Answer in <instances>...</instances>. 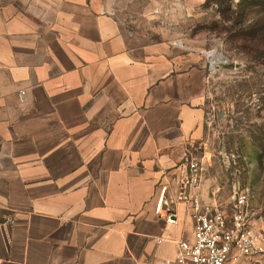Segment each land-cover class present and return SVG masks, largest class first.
I'll return each instance as SVG.
<instances>
[{"label":"crops","instance_id":"0c3cea01","mask_svg":"<svg viewBox=\"0 0 264 264\" xmlns=\"http://www.w3.org/2000/svg\"><path fill=\"white\" fill-rule=\"evenodd\" d=\"M161 1L0 0V264H172L193 239L202 73L156 38Z\"/></svg>","mask_w":264,"mask_h":264},{"label":"rangeland","instance_id":"374dc122","mask_svg":"<svg viewBox=\"0 0 264 264\" xmlns=\"http://www.w3.org/2000/svg\"><path fill=\"white\" fill-rule=\"evenodd\" d=\"M211 1L163 0L169 14L152 23L164 27L156 38L164 35L203 76L204 119L189 148L201 163L202 192L229 213L244 194L264 245V15L248 3L237 8L242 0ZM245 262L264 264V252Z\"/></svg>","mask_w":264,"mask_h":264},{"label":"built area","instance_id":"2783aa9c","mask_svg":"<svg viewBox=\"0 0 264 264\" xmlns=\"http://www.w3.org/2000/svg\"><path fill=\"white\" fill-rule=\"evenodd\" d=\"M176 171L180 176L179 199L192 203L194 234L191 241L178 243L172 264H235L264 252L261 235L252 223L253 214L244 194L235 198L231 213L201 202L202 167L192 152Z\"/></svg>","mask_w":264,"mask_h":264},{"label":"trees","instance_id":"16d2710c","mask_svg":"<svg viewBox=\"0 0 264 264\" xmlns=\"http://www.w3.org/2000/svg\"><path fill=\"white\" fill-rule=\"evenodd\" d=\"M211 2H213V3H215L216 5L218 4V5H222L221 3H220V1L219 0H212ZM256 2V0H242L241 1V3L238 5V7L237 8H240V7H242L244 4H249L250 6H253V5H255V6H259L260 8H261V10H262V12L261 13H263L262 15H264V0H261V2H259V3H255ZM257 4V5H256ZM237 13L238 12H236V15H237ZM260 13V14H261ZM235 14V13H234ZM242 14H243V12L240 14V16H242ZM238 16V15H237Z\"/></svg>","mask_w":264,"mask_h":264},{"label":"bare ground","instance_id":"6f19581e","mask_svg":"<svg viewBox=\"0 0 264 264\" xmlns=\"http://www.w3.org/2000/svg\"><path fill=\"white\" fill-rule=\"evenodd\" d=\"M216 60H217L216 57H212V62L211 63H214Z\"/></svg>","mask_w":264,"mask_h":264}]
</instances>
